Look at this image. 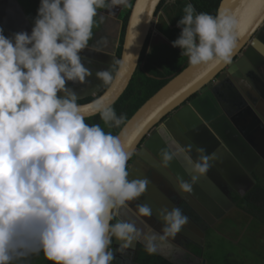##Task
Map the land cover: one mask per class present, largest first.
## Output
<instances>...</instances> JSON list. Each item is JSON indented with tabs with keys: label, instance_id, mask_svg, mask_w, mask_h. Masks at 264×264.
Returning a JSON list of instances; mask_svg holds the SVG:
<instances>
[{
	"label": "clouds",
	"instance_id": "obj_1",
	"mask_svg": "<svg viewBox=\"0 0 264 264\" xmlns=\"http://www.w3.org/2000/svg\"><path fill=\"white\" fill-rule=\"evenodd\" d=\"M126 2L40 0L31 34L6 37L0 28V264H29L41 254L51 264H113V239L117 251L139 242L155 254L173 249L188 222L178 207L158 210L159 232L121 218L149 181L129 179L130 154L121 135L86 121L89 109L110 129L125 117L102 98L79 104L69 86L92 76L81 53L93 39L99 10ZM183 13L172 41L181 56L193 66L230 64L240 34L234 17L198 13L192 3ZM95 75L105 84L113 79L109 69ZM191 152L171 139L159 153L164 168L181 163L189 179L176 174L174 180L184 193L193 191L217 158L203 148L195 159ZM152 214L148 205H137V217Z\"/></svg>",
	"mask_w": 264,
	"mask_h": 264
},
{
	"label": "flooded vegetation",
	"instance_id": "obj_2",
	"mask_svg": "<svg viewBox=\"0 0 264 264\" xmlns=\"http://www.w3.org/2000/svg\"><path fill=\"white\" fill-rule=\"evenodd\" d=\"M130 1L127 0L128 3L124 7ZM177 7V12L182 10L180 6ZM257 38L264 43V25L257 30ZM99 43L100 39L93 34L89 46L96 48ZM81 55L85 66L92 72L107 70L103 60L97 57L96 51L84 50ZM260 58L253 69L244 74V79L233 81V86L224 83L221 86L222 91L216 96L212 94V97L195 101V105H191L195 118L188 121L190 127L187 132H191L199 141V147L193 142L192 136H186V131L179 132L181 130L178 126L179 122L174 120L180 130L167 131V140L159 136L162 141L156 149L157 153L153 155L155 161L148 152L145 156L151 174L142 178L143 175L137 171V167L129 177V179H147L149 183L146 191L137 200L129 202V207L122 211V219H136L139 226L147 224L159 232L163 226L158 216L159 209L167 208L170 211L178 207L188 217L187 224L172 241L175 247L159 250L169 259L159 253H147L144 245L139 242L123 252L117 251L119 244L113 239L110 247L115 253L114 264H150L147 257L155 255L170 264H206L207 262L202 259L201 249L205 246L206 240L210 241L212 232L220 222L234 215L237 218L241 214L249 216V205L241 200L255 184L264 182V57L260 55ZM92 78L87 79H91L90 81L97 85L96 80ZM85 84L73 85L69 82V86L73 87L78 95L84 92L77 91V88ZM103 85L94 92L93 96L99 94ZM93 96H89L90 99ZM188 102L190 101H186L179 108ZM179 108L164 118L166 119L164 125L169 124ZM171 139H175L183 146L189 144L192 149L203 148L208 154L213 152L216 154L217 158L212 162V167L197 180L191 193L181 192L175 184L174 176L182 175L180 170L185 172L180 162L173 160L168 168H162L161 171L165 173L159 172L157 163L161 164L160 150L165 148L166 143ZM134 157L135 154L129 163ZM154 173L161 174L162 180L154 176ZM259 201L258 207L264 209L261 203L264 202V196ZM140 204L148 205L153 210L151 217L136 216L137 205ZM250 216L256 219V216L251 214Z\"/></svg>",
	"mask_w": 264,
	"mask_h": 264
},
{
	"label": "water",
	"instance_id": "obj_3",
	"mask_svg": "<svg viewBox=\"0 0 264 264\" xmlns=\"http://www.w3.org/2000/svg\"><path fill=\"white\" fill-rule=\"evenodd\" d=\"M161 1L133 0L125 25L120 55L118 58L114 57L108 63L109 68L116 66L112 81L104 87V83L93 72L92 80L102 82L101 86L103 85V88L98 95H94L93 98L87 101L78 102L79 104L87 106L94 100L102 98L105 105H113L120 98L138 67L142 49L159 14L158 6ZM168 1L166 0L165 3ZM218 12L233 16L238 25L240 34L232 62L228 65L221 64L215 67L193 66L189 63L168 79L164 85L134 111L117 132V135H121L122 140L125 142L130 158L135 154L132 162L129 163L130 158L127 161L129 177L134 170H137V160L139 162H141V159L145 161L147 151H150L152 155L157 153L156 149L162 141L159 136L164 131L171 132V129L174 131L181 129L179 132L186 131L187 137L192 136V133L187 132V130L189 131L188 127H190L188 121L195 118V114L192 113L191 109L195 105V101L212 97V94L216 96L217 93L222 91L221 86L224 83L233 86V81L237 82L238 79H244V74L253 69L257 60H261L260 55L264 57V43L257 38V30L264 25V0H220L216 14ZM0 28L3 29L7 37L18 33L16 30H11L9 25L1 19ZM117 44H119V40ZM100 87L97 85L91 91L80 95L77 92V95L82 98L88 94H93ZM186 101L190 102L179 108ZM177 108L179 110L170 120V126L169 124L164 125L166 120L164 118ZM94 115L96 114L89 109L87 116ZM174 120L177 123L179 122L180 129L176 126ZM192 122H195V120H192ZM193 142L199 147V141L196 138L193 139ZM209 142L211 143L210 140ZM196 149H192L193 153L191 155L194 159L199 155ZM159 172L165 173L161 170ZM180 172H182L181 176L187 179L188 175L182 170ZM157 253L169 259L162 252L158 251Z\"/></svg>",
	"mask_w": 264,
	"mask_h": 264
},
{
	"label": "trees",
	"instance_id": "obj_4",
	"mask_svg": "<svg viewBox=\"0 0 264 264\" xmlns=\"http://www.w3.org/2000/svg\"><path fill=\"white\" fill-rule=\"evenodd\" d=\"M18 4L24 9L28 18L33 21L35 18L33 15L37 13V9L40 4V0H16ZM178 5L182 10L175 13L173 17L169 20L164 21L161 26L160 32L168 39V43H162L161 45H150L148 36L145 45L142 49L140 60L136 71L134 72L132 79L127 86L126 90L120 96V98L111 105L117 115H123L125 117L122 125L127 121V119L134 113V111L154 92H156L162 85H164L168 79L179 72L182 68L189 64L188 57L181 56V49L178 47H173L172 41L178 38L181 29L177 27V21L183 16V8L187 3H192L196 9V12H206L213 16L216 15L217 7L220 0H176ZM133 0L126 5L120 13V18L122 20V25L119 34V44L116 50V57L118 58L121 52V43L123 41L125 25L128 19L129 11L131 8ZM166 0H162L158 6V10L165 5ZM3 34L7 37L5 32ZM149 48L151 53H149ZM116 66L112 67L110 71L115 72ZM108 85L105 84L104 87ZM89 99L80 101L84 102ZM88 123L100 124L105 131H111L113 134H117L119 128H108L103 121L100 119L99 114L88 117ZM134 155V154H133ZM131 156V158L133 157ZM130 158V160H131ZM129 160V161H130ZM263 183V184H262ZM264 196V182H258L253 186V188L242 198V202L249 205V212L251 215L256 216L259 221L264 222V209L258 207L259 200ZM259 202H258V201ZM264 205V202H261ZM257 212H256V211ZM259 215V217H257ZM150 260V264H170L168 261L162 257L155 255L152 257H147ZM226 261H224L225 263ZM29 264H51L47 261L43 255L31 257Z\"/></svg>",
	"mask_w": 264,
	"mask_h": 264
},
{
	"label": "rangeland",
	"instance_id": "obj_5",
	"mask_svg": "<svg viewBox=\"0 0 264 264\" xmlns=\"http://www.w3.org/2000/svg\"><path fill=\"white\" fill-rule=\"evenodd\" d=\"M164 6L165 8L158 10L157 20L153 23L154 28L150 32L149 46L151 43L152 45L163 43L160 35L155 36L153 32L159 21L168 20L175 15L179 5L176 0H169ZM24 13V9L20 4H17L16 0H0V19L9 25L11 30L31 34L34 21ZM36 16L37 13L33 15L34 18ZM104 26L102 32L113 28V34L117 35V24ZM96 27L97 23L93 30ZM90 48L94 50V48ZM93 94L79 98L78 102L90 99L89 96H93ZM140 161L143 178H146L148 174H151V168L146 161L142 159ZM201 254H203L202 259L207 262L206 264H264V222L259 221L258 218L254 219L250 214L249 216L241 214L238 218L235 215L228 217L215 228L210 241L206 240ZM224 261L226 262L224 263Z\"/></svg>",
	"mask_w": 264,
	"mask_h": 264
},
{
	"label": "crops",
	"instance_id": "obj_6",
	"mask_svg": "<svg viewBox=\"0 0 264 264\" xmlns=\"http://www.w3.org/2000/svg\"><path fill=\"white\" fill-rule=\"evenodd\" d=\"M126 3H128V2H126ZM123 7H124V5L123 6H118V7L114 8V9H112V10H105V9L99 10V14L103 15L104 19H103V21H100L99 20V15H98V17H97V27H96V29L93 30L94 31L93 32L94 36H96L97 38L100 39V43L98 44V46H96L97 49L93 47L94 51H96L98 53L97 57L101 58L103 60V64H105L107 66L106 67L107 69H109L108 63L114 57L116 58V50H117V47H118L117 41H118V37H119V34H120L121 25H122V21H121L119 15H120L121 10H122ZM98 21H100V22L98 23ZM109 21H110V23H109ZM164 21H167V20L159 21V24L156 25V29L153 32V35H155V36L156 35H160V38L162 39V42L163 43H168L169 42L168 39L160 32L161 26L164 23ZM115 24H117V35L116 36H115V34H113V28L108 29L105 32H102L104 30V27H105L104 25L113 26ZM151 45H152V43H151ZM90 47H92V46L90 45L89 48L86 49V50H92ZM96 82L99 83L98 80H96ZM93 83H94L93 81L92 82L90 81L89 83H86L84 86L77 88V91L86 93L92 87H97V85H98V87H100L102 82H100L97 85H94ZM167 133H168L167 131H164L162 134H160L161 136L163 135L162 138L164 140H167V137H168ZM188 146H189V144H188ZM147 152L153 158L152 153L150 151H147ZM192 153L193 152H191V154ZM157 166L159 167V170H162L163 167L161 166L160 163H157ZM138 169L142 173V166H141L140 162L138 163ZM153 175L158 177L159 180H162V176H160L161 174L154 173Z\"/></svg>",
	"mask_w": 264,
	"mask_h": 264
},
{
	"label": "bare ground",
	"instance_id": "obj_7",
	"mask_svg": "<svg viewBox=\"0 0 264 264\" xmlns=\"http://www.w3.org/2000/svg\"><path fill=\"white\" fill-rule=\"evenodd\" d=\"M169 126H170V124H169ZM138 163H139V160H137V162H136V166H138Z\"/></svg>",
	"mask_w": 264,
	"mask_h": 264
}]
</instances>
